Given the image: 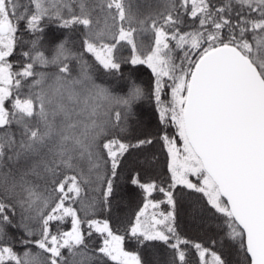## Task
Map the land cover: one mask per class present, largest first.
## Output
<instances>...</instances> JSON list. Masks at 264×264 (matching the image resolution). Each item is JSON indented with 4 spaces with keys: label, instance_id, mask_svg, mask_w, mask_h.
<instances>
[{
    "label": "snow or ice",
    "instance_id": "6c2138e0",
    "mask_svg": "<svg viewBox=\"0 0 264 264\" xmlns=\"http://www.w3.org/2000/svg\"><path fill=\"white\" fill-rule=\"evenodd\" d=\"M0 264H264V0H0Z\"/></svg>",
    "mask_w": 264,
    "mask_h": 264
}]
</instances>
